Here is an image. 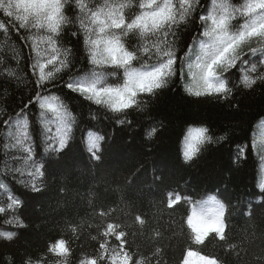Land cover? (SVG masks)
I'll list each match as a JSON object with an SVG mask.
<instances>
[{
    "label": "trees",
    "instance_id": "trees-1",
    "mask_svg": "<svg viewBox=\"0 0 264 264\" xmlns=\"http://www.w3.org/2000/svg\"><path fill=\"white\" fill-rule=\"evenodd\" d=\"M105 2L85 0L90 7ZM230 2L240 7L245 0ZM213 7V0H200L192 16L174 26L169 40L177 76L155 96L142 94V110L125 113L65 87L92 67L75 3L66 5L70 22L56 38L57 63L67 52L69 66L44 86L32 65L37 51L47 62L46 30L0 31V264H184L190 252L218 264H264V40L251 38L235 65L219 70L232 88L227 101L183 89L193 81L188 62H181L196 38L204 39L199 17ZM244 20L237 15L233 23ZM126 39L136 46V37ZM107 71L118 73L109 83H122V70ZM245 76L255 84L245 87ZM37 92L58 96L54 104L74 118L62 149L54 138L45 151V124L55 136L57 118L39 108ZM25 119L30 153L12 147ZM120 119L131 123L120 125ZM199 127L212 139L192 153L184 138ZM89 132L98 137L93 147Z\"/></svg>",
    "mask_w": 264,
    "mask_h": 264
},
{
    "label": "snow or ice",
    "instance_id": "snow-or-ice-1",
    "mask_svg": "<svg viewBox=\"0 0 264 264\" xmlns=\"http://www.w3.org/2000/svg\"><path fill=\"white\" fill-rule=\"evenodd\" d=\"M70 2L75 3L79 10V26L84 32V45L92 67L65 84L69 91L115 113H125L133 108L142 110L145 103L139 98L142 94L155 96L158 90L168 88L173 83V78L177 76L174 64L178 57L169 34L174 35V26L192 16L200 0H126L119 5L106 0L99 7H90L85 0H0V16L5 18L0 19V31L7 34L14 29L33 28L46 30L49 34L46 37L48 48L45 49L49 53L47 62H40L43 53L37 51L38 59L32 65L39 69L38 86L54 81L56 74L69 66L67 52L63 53L64 59L57 63L61 50L56 46V38L62 26L70 22L65 15V7ZM213 5L211 13L199 17L204 26V39L198 36L194 41V45L197 42L198 45L189 48L181 62V67L188 62L193 81L185 84L183 89L190 96H213L227 101L232 88L226 78L220 79L219 70L223 68L226 72L233 67L239 59V51L250 44L251 38H256L257 42L264 40V0H245L240 7L234 6L230 0H221L220 3L213 0ZM132 7H137L138 13L126 15L125 10ZM237 15L245 18L243 23H233ZM76 34L73 32V36ZM129 35L136 37L135 47L126 39ZM143 57L154 63L149 65ZM138 59H141L140 66H133ZM49 65L54 67L46 71ZM110 68L122 70V83H109V79L118 74L117 71H107ZM7 75L15 76L16 73L8 69ZM255 82V79L244 77L245 87H251ZM57 101L58 96H41L39 92L35 96L39 108L54 113L57 118L55 136L50 134L52 129L45 124V151H49L51 146L48 141L54 138L59 139L62 149L72 130L69 122L74 118L71 113L61 111L60 107L63 106L54 104ZM40 115L43 117L44 112ZM117 122L120 125L131 123L124 119ZM27 127L28 121L25 119L23 131L19 137H14L16 143L12 147L22 145L23 151L30 153L31 146H24L29 139ZM155 132V128L151 129L148 136ZM207 133L206 127L190 128L184 145L192 153L197 152L199 145L212 139ZM87 138L90 147L96 145V134L89 132ZM241 155H244L243 150Z\"/></svg>",
    "mask_w": 264,
    "mask_h": 264
},
{
    "label": "rangeland",
    "instance_id": "rangeland-1",
    "mask_svg": "<svg viewBox=\"0 0 264 264\" xmlns=\"http://www.w3.org/2000/svg\"><path fill=\"white\" fill-rule=\"evenodd\" d=\"M192 60H194V57H192ZM192 62V61H190ZM252 64H254V62H252ZM191 72V71H188ZM190 74V73H189ZM187 76V78L189 79V76L192 77V75ZM262 129L264 130V125L262 126ZM186 261L184 262V264H217L215 262V260L204 257V256H198L195 253L190 252L187 256V258L185 259Z\"/></svg>",
    "mask_w": 264,
    "mask_h": 264
},
{
    "label": "bare ground",
    "instance_id": "bare-ground-1",
    "mask_svg": "<svg viewBox=\"0 0 264 264\" xmlns=\"http://www.w3.org/2000/svg\"><path fill=\"white\" fill-rule=\"evenodd\" d=\"M186 259V258H185ZM185 261V260H184Z\"/></svg>",
    "mask_w": 264,
    "mask_h": 264
}]
</instances>
